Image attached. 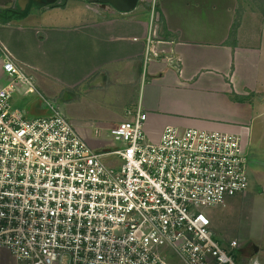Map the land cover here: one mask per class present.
Masks as SVG:
<instances>
[{
    "label": "built area",
    "instance_id": "2783aa9c",
    "mask_svg": "<svg viewBox=\"0 0 264 264\" xmlns=\"http://www.w3.org/2000/svg\"><path fill=\"white\" fill-rule=\"evenodd\" d=\"M0 72V264H260L237 240L225 247L210 217L249 190L238 136L167 127L153 142L138 110L92 124L116 149L94 146L1 48ZM16 96L47 114L30 116Z\"/></svg>",
    "mask_w": 264,
    "mask_h": 264
},
{
    "label": "crops",
    "instance_id": "0c3cea01",
    "mask_svg": "<svg viewBox=\"0 0 264 264\" xmlns=\"http://www.w3.org/2000/svg\"><path fill=\"white\" fill-rule=\"evenodd\" d=\"M28 8L24 19H0V48L76 127L141 110L153 142L167 127L228 133L244 146L264 139V0H141L130 13L90 0H0L1 11ZM151 48L158 57L147 61ZM87 104L102 115L78 116ZM25 109L47 114L36 97ZM249 250L241 256L264 264L260 248Z\"/></svg>",
    "mask_w": 264,
    "mask_h": 264
},
{
    "label": "rangeland",
    "instance_id": "374dc122",
    "mask_svg": "<svg viewBox=\"0 0 264 264\" xmlns=\"http://www.w3.org/2000/svg\"><path fill=\"white\" fill-rule=\"evenodd\" d=\"M239 10H241V8ZM8 81L9 78L7 75L0 72V88L7 84ZM100 98L93 95V100H90V102H100ZM103 99L102 101L105 100ZM33 100H35L34 96H16L14 102L16 101L15 104L17 108L24 110L33 104ZM100 107L101 106L97 107L87 104L86 106L76 108L75 112L84 119L88 117L91 118L93 115L100 117L102 115L98 109ZM84 121L87 123L83 125V129H79L85 130L91 135L92 131H94L92 124L104 122L101 120L99 121V119ZM120 122L121 121L111 120L106 123L118 125ZM106 126L108 125L106 124ZM89 142L94 146H98V144L109 146L110 144L109 139L97 141L94 137L90 139ZM109 147L112 148V150L116 149V146ZM245 147L248 153L249 190L245 197H239L231 201L226 207L211 210L210 217L214 227L213 230L225 247L228 248L232 241L237 240L242 247L249 252V248L255 245L260 248V252L255 258L264 262V139H257L256 141H254V139L251 141L248 140ZM175 264H178V262H175Z\"/></svg>",
    "mask_w": 264,
    "mask_h": 264
},
{
    "label": "water",
    "instance_id": "95a60500",
    "mask_svg": "<svg viewBox=\"0 0 264 264\" xmlns=\"http://www.w3.org/2000/svg\"><path fill=\"white\" fill-rule=\"evenodd\" d=\"M141 0H100V4L109 5L114 8L116 11L121 13H130L133 12L139 5ZM48 3H51V0H47ZM253 254L259 252V248L255 245L252 247Z\"/></svg>",
    "mask_w": 264,
    "mask_h": 264
},
{
    "label": "trees",
    "instance_id": "16d2710c",
    "mask_svg": "<svg viewBox=\"0 0 264 264\" xmlns=\"http://www.w3.org/2000/svg\"><path fill=\"white\" fill-rule=\"evenodd\" d=\"M29 14V8L25 11V12H15V11H1L0 10V19L4 22V23H9L11 22L13 19H24L25 17H27ZM239 26V22L237 21L235 23V25L233 26V31L232 33H235L236 29Z\"/></svg>",
    "mask_w": 264,
    "mask_h": 264
},
{
    "label": "flooded vegetation",
    "instance_id": "af4514ba",
    "mask_svg": "<svg viewBox=\"0 0 264 264\" xmlns=\"http://www.w3.org/2000/svg\"><path fill=\"white\" fill-rule=\"evenodd\" d=\"M59 1H62V0H59ZM90 1L100 3V2H99L100 0H90Z\"/></svg>",
    "mask_w": 264,
    "mask_h": 264
}]
</instances>
